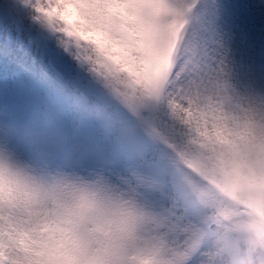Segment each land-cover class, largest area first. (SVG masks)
<instances>
[{
    "label": "snow or ice",
    "instance_id": "6c2138e0",
    "mask_svg": "<svg viewBox=\"0 0 264 264\" xmlns=\"http://www.w3.org/2000/svg\"><path fill=\"white\" fill-rule=\"evenodd\" d=\"M45 11L0 0V264H26L22 245L53 226L48 190L66 181L101 188L150 223L107 261L89 229L83 264H218V234L184 179L194 133L172 98L188 88L219 106L224 90L264 125V0H161L139 17L130 32L184 26L166 85L139 99L42 24Z\"/></svg>",
    "mask_w": 264,
    "mask_h": 264
},
{
    "label": "clouds",
    "instance_id": "9594fccd",
    "mask_svg": "<svg viewBox=\"0 0 264 264\" xmlns=\"http://www.w3.org/2000/svg\"><path fill=\"white\" fill-rule=\"evenodd\" d=\"M36 3L46 10L40 22L62 32L65 44L82 58L100 62L123 91L139 99L166 85L184 26L129 31L161 0H108L103 13L89 0H56L55 7ZM105 16L123 27H112ZM219 95L225 100L219 106L188 88L172 98L175 118L194 133L185 152L184 179L218 234V264H264V125L224 90ZM47 196L53 226L39 244L22 245L26 264H83L91 247L89 229L107 261L126 236L150 227L147 218L98 187L66 181Z\"/></svg>",
    "mask_w": 264,
    "mask_h": 264
}]
</instances>
